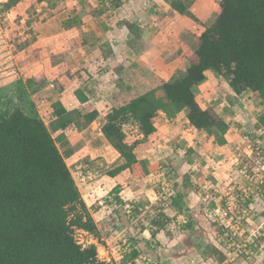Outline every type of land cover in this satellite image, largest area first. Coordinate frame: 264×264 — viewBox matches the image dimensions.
<instances>
[{
  "label": "crops",
  "instance_id": "obj_1",
  "mask_svg": "<svg viewBox=\"0 0 264 264\" xmlns=\"http://www.w3.org/2000/svg\"><path fill=\"white\" fill-rule=\"evenodd\" d=\"M6 1L0 0V4ZM26 2L29 8L36 0H22L17 9ZM38 5L32 15L39 21L34 26V64L23 61L36 72L31 71L28 77L45 78L47 86L37 94L47 95L50 107L59 102L68 112L97 113L84 129L69 127L88 138L75 149L66 137L74 149L66 159H74L71 164L99 160L110 170L122 160L101 133L106 115L167 82L177 71H184L200 35L220 11L219 0H192L188 9L192 18L177 13L167 0H60L58 8L49 11L51 15L45 4ZM24 53L21 51L19 57ZM204 76L195 89V101L226 124L223 144L194 128L185 110L173 117L159 112L152 134L143 139L135 130L137 136L130 143L125 138L128 144L141 140L134 153L144 162L147 176L134 177L127 169L111 177L94 168L82 172L78 182L73 178L87 209L93 211L100 241L106 239L112 252L113 240L123 238L126 242L123 232H128L131 241H136L134 249L140 252L139 246L145 245L146 253L165 259L161 264H169V259H177L175 264L179 259L196 263L202 259L207 264L244 262L221 253L217 241L223 228L213 217L227 195H238L242 189L254 191L256 185L250 177L257 180L263 175L245 166L254 164L253 147H264V101L250 91L235 94L224 78L211 71H205ZM51 90L53 94L48 95ZM97 127L100 138L95 141ZM160 167L175 172L171 187L173 195L182 198L180 208L169 205V198L164 204L158 200L167 185ZM115 188L117 193H113ZM260 192L264 194L263 185ZM255 208L264 214L263 201L256 202ZM120 211L125 219L123 230ZM109 220L116 221L114 231L103 237L100 228ZM138 228L139 233L135 232ZM102 256L98 257L101 261L109 260V256Z\"/></svg>",
  "mask_w": 264,
  "mask_h": 264
},
{
  "label": "trees",
  "instance_id": "obj_2",
  "mask_svg": "<svg viewBox=\"0 0 264 264\" xmlns=\"http://www.w3.org/2000/svg\"><path fill=\"white\" fill-rule=\"evenodd\" d=\"M21 1L1 3L0 12H9ZM167 1L180 15L193 17L188 11L192 0ZM59 2L36 0L45 4L47 13L58 8ZM219 6V14L200 35L184 71L106 115L101 133L122 160L107 175L128 169L134 177L147 176L144 162L134 153L141 140L128 144L123 126L132 123L144 139L154 132L159 112L173 117L185 110L194 128L224 143V121L195 101V89L204 82L205 71L224 78L235 94L250 91L264 101V0H219ZM46 85L40 76L18 79L0 90V264H107L97 258L95 245L83 247L74 236L80 230L100 238L65 162L74 149L64 130L84 129L97 113L68 112L54 102L53 119L47 126L32 100ZM117 192L115 188L113 193ZM181 199L173 195L169 205L180 208ZM138 256L133 250L121 264H135Z\"/></svg>",
  "mask_w": 264,
  "mask_h": 264
},
{
  "label": "rangeland",
  "instance_id": "obj_3",
  "mask_svg": "<svg viewBox=\"0 0 264 264\" xmlns=\"http://www.w3.org/2000/svg\"><path fill=\"white\" fill-rule=\"evenodd\" d=\"M34 4L31 5L29 8H26L28 5V2H26V6L22 5L17 9V5L13 7L8 15H3V13L0 12V90L5 89L6 87L10 86L11 84L15 83L18 79L21 80H26L30 79L28 76L31 77V71H34L33 68H30L29 66H26V64H23V61H31L32 53L34 51V47L32 46L33 42L37 39V33H35L34 26L35 24L38 25L39 21H34V15L36 12L35 10L38 9L39 5L36 2H33ZM1 10V9H0ZM6 14V13H5ZM37 16V15H36ZM39 18V17H36ZM212 24V23H211ZM24 50V54L19 57V54L21 51ZM37 51V49H36ZM194 52V51H193ZM194 56V53H193ZM192 56V57H193ZM190 57V59L192 58ZM189 59V60H190ZM188 60V59H187ZM32 64H34V61ZM41 63H39V66ZM34 69H36L37 65L33 66ZM47 86V85H46ZM45 86V87H46ZM44 87V88H45ZM43 88V89H44ZM42 89V90H43ZM48 95L53 94V90L48 91ZM32 100L36 106V109L41 117V119L44 121V123L49 126L50 121L53 119L51 112L49 110L50 107V100L47 95L43 93V95H38L37 93L32 95ZM123 129L125 131V134L127 136V142H131L134 137L137 136L136 133V126L131 124H127L123 126ZM99 129L98 127L95 128L94 130V136L93 139L95 141L99 140ZM64 133L69 140H71L76 146L75 149L78 148V146L81 144L83 145L87 141V136L85 135H79L78 132H76L73 129H65ZM53 137L57 136V133L52 134ZM138 140V139H137ZM76 159V158H75ZM67 160V159H65ZM79 160V159H78ZM73 160L68 159L66 161L67 166L71 172L72 177L77 180L78 182V177L82 174L84 171H90L94 168H97L100 173H106L107 171L110 170V166L107 164H102L104 163L103 161H97L94 163L93 162H82L80 160L78 163L75 162L72 163ZM71 164V165H70ZM170 167V166H168ZM74 180V181H75ZM90 213L93 212L92 209L89 210ZM119 213V212H118ZM120 216H118L119 220L123 221V224L121 223L122 228L120 230L125 229L124 227V220L123 217L124 215L120 211ZM116 221L115 220H109L108 223H105L103 226H101V235L107 236L110 232H113V225H115ZM105 225H108L104 228ZM140 228V227H139ZM135 230V232L140 231V229ZM124 241L123 238H116L113 240L115 250L112 252L109 247L106 245V239L105 241L101 242L100 239H94L91 235L87 234L86 232L76 230L74 232V236L79 244H81L83 247L88 246L90 244H94L99 248V253H97V258L102 256V255H107L109 256L108 261H104L107 264H121V261L123 257L129 256L130 252L134 249V246H137L136 241L132 240L130 233H124ZM122 234V236H123ZM126 239V240H125ZM139 256L138 258L135 259V264H161L165 261V259H159L156 258L155 255H150L151 253H146V246L141 244L139 246ZM106 250V252L103 253V251ZM97 251V250H96ZM113 254V255H112ZM148 255V256H146ZM104 256V257H105ZM103 257V256H102ZM99 259V258H98ZM100 260V259H99ZM177 260V259H176ZM173 259H169V264L174 263L173 261H176ZM243 260V259H242ZM101 261V260H100ZM236 264H264V241L260 245L259 253L256 256V259L250 260V261H245ZM256 261V262H255ZM205 260L200 259L198 263L194 262L191 259H179V264H207ZM178 263V262H177ZM210 264V263H209ZM211 264H216V263H211ZM227 264H235L233 262L227 263Z\"/></svg>",
  "mask_w": 264,
  "mask_h": 264
},
{
  "label": "built area",
  "instance_id": "obj_4",
  "mask_svg": "<svg viewBox=\"0 0 264 264\" xmlns=\"http://www.w3.org/2000/svg\"><path fill=\"white\" fill-rule=\"evenodd\" d=\"M252 153L254 164L248 163L245 169L257 174L261 171L263 174L257 180L254 176L250 177L252 184L256 185L255 190L249 193L242 189L238 195H227L223 207L218 208L213 217L214 221L223 228L222 236L217 241L221 253L225 257L240 258L245 261L256 259L260 245L264 241V214L255 208L256 202H264V194L260 192V187L264 186V147L254 146ZM160 171L167 179V185L165 184L158 196L159 202L164 204V201L173 195L171 183L175 180V172L173 169L161 167ZM206 197V201L210 202V196ZM144 210H148V207Z\"/></svg>",
  "mask_w": 264,
  "mask_h": 264
}]
</instances>
